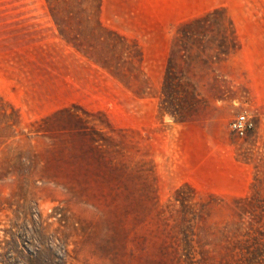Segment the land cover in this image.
Segmentation results:
<instances>
[{"label":"rangeland","instance_id":"obj_1","mask_svg":"<svg viewBox=\"0 0 264 264\" xmlns=\"http://www.w3.org/2000/svg\"><path fill=\"white\" fill-rule=\"evenodd\" d=\"M99 1L0 0V264H243L225 237L263 236L264 0H144L166 6L159 83L120 25L140 15Z\"/></svg>","mask_w":264,"mask_h":264},{"label":"crops","instance_id":"obj_2","mask_svg":"<svg viewBox=\"0 0 264 264\" xmlns=\"http://www.w3.org/2000/svg\"><path fill=\"white\" fill-rule=\"evenodd\" d=\"M108 1L110 0L103 1L104 7ZM143 1L144 0H126V6L130 7L133 11L140 15V17L135 21H128V26H124L121 23L120 25L124 27L122 31L134 35L133 37H135L140 42L142 48L143 67L145 68L147 74L150 76V79H152L154 83H159V80L164 73L167 61L168 40L166 37L167 32H164L166 31L165 29L167 21H164V19H159L157 16H160L158 10L161 7L164 8L166 6L164 5L161 7H151L148 6V3L150 1H147L146 3H143ZM137 11H140V13H138ZM145 11L149 12L145 13ZM152 11H155L154 16L152 15ZM120 25L118 23V27H120ZM120 29L122 28L120 27ZM129 98L130 104H137L138 107L143 110V113H145V110L148 108V106L150 112H154L156 104L154 97L147 95L137 98H134V96H130ZM138 123H140V121L134 122L133 124Z\"/></svg>","mask_w":264,"mask_h":264},{"label":"trees","instance_id":"obj_3","mask_svg":"<svg viewBox=\"0 0 264 264\" xmlns=\"http://www.w3.org/2000/svg\"><path fill=\"white\" fill-rule=\"evenodd\" d=\"M100 1L97 0V4ZM183 120V119H181ZM264 218L262 217V222ZM254 224V222H249V224L246 226L247 228L244 231H237L233 232L234 235H236L235 242H232L230 237H225L227 240L226 245H231V247L238 246L239 250L244 251V263L243 264H261L264 261V228L262 230L263 236L256 235L255 233H252L251 226ZM257 227L260 228V226L257 225ZM257 233H261L260 229L256 230ZM248 235H252V237H248ZM260 238V239H259ZM248 262V263H247Z\"/></svg>","mask_w":264,"mask_h":264},{"label":"built area","instance_id":"obj_4","mask_svg":"<svg viewBox=\"0 0 264 264\" xmlns=\"http://www.w3.org/2000/svg\"><path fill=\"white\" fill-rule=\"evenodd\" d=\"M230 128L238 135L244 134L252 122L245 113L240 112L229 121Z\"/></svg>","mask_w":264,"mask_h":264}]
</instances>
